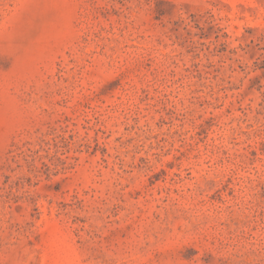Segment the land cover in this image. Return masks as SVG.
<instances>
[{
  "label": "rangeland",
  "instance_id": "374dc122",
  "mask_svg": "<svg viewBox=\"0 0 264 264\" xmlns=\"http://www.w3.org/2000/svg\"><path fill=\"white\" fill-rule=\"evenodd\" d=\"M0 264H264V0H0Z\"/></svg>",
  "mask_w": 264,
  "mask_h": 264
}]
</instances>
